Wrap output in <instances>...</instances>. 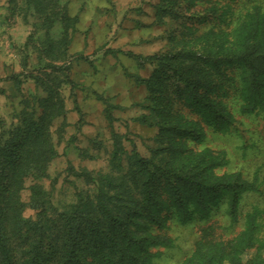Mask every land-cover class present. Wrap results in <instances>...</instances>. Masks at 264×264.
<instances>
[{
	"label": "rangeland",
	"instance_id": "1",
	"mask_svg": "<svg viewBox=\"0 0 264 264\" xmlns=\"http://www.w3.org/2000/svg\"><path fill=\"white\" fill-rule=\"evenodd\" d=\"M159 1L62 0L67 4L69 16L77 18L70 33L69 58L64 65L69 68L67 77L72 84L59 88L65 115L50 127L58 155L49 163L48 176L38 180L28 177L24 181L20 198L27 208L23 217L35 220L44 208L49 218H57L67 205L76 201L78 192L93 193L90 179L81 177L84 173L92 180L98 176L115 178L127 166V153L134 150L144 159L162 160L177 173L189 174L212 186L211 194L203 197L206 210L203 217L194 205L193 193L179 182L171 205L154 207L152 218L143 212L136 219L139 229L134 237L143 236L146 244L149 243L148 251L156 255L153 264L214 263L222 256L218 246L198 243L211 226L234 258H237V246L242 247L247 236H251L250 245L241 254L237 253L238 259L242 264H264V90L254 101L245 100V91L240 87L230 90L220 100L211 96L210 100L225 110L227 119L223 124L203 119L173 99L159 110L167 135L136 122L143 114L141 105L148 94L145 84L138 79H148L153 71L152 65L145 63L140 67L139 64L143 58L181 46L180 39L173 42L170 35L172 30L180 28V23L156 16ZM208 6L205 0H197L189 14L205 16ZM220 6L226 8V16L221 14ZM220 6L214 21L201 26L199 34L217 26L224 29L227 20L229 32H244L251 26L259 29L256 24L264 20V0H226ZM11 9L9 0H0V132L2 127L8 128L15 122L23 98L44 96L27 76L36 74L32 70L38 55L33 52L32 44L40 47L38 37L46 40V29L29 12L24 17V12L19 14ZM60 30L57 24L49 35L59 37ZM249 31L253 33L252 29ZM261 32L264 29L251 34L250 39H256ZM29 36L33 41L26 45ZM250 39V43L256 42ZM23 64L27 68L23 69ZM245 77H238L241 85ZM261 78L264 83V76ZM14 83L21 86L20 93ZM100 97L118 107L112 111V126L104 117L105 105ZM246 108L250 111L246 112ZM185 129L196 132L189 137L182 132ZM113 134L120 137L125 152L119 163L112 160ZM166 146L169 152L159 150ZM34 186L44 192L36 197L38 209L28 203ZM229 186L236 189L234 195ZM248 186L256 191H247ZM232 206L235 217L229 216ZM17 240V236L12 237L11 246H20ZM222 264L228 262L224 260Z\"/></svg>",
	"mask_w": 264,
	"mask_h": 264
},
{
	"label": "trees",
	"instance_id": "2",
	"mask_svg": "<svg viewBox=\"0 0 264 264\" xmlns=\"http://www.w3.org/2000/svg\"><path fill=\"white\" fill-rule=\"evenodd\" d=\"M205 1L209 4L204 10L205 16H196V12L189 14L197 0H160L156 6L158 19L170 18L180 23L179 29L172 30L176 37L172 32L170 35L174 37L173 42L179 38L181 46L174 51L143 58L139 64L140 67L145 63L152 65L153 71L148 79H138L145 84L148 94L141 105L143 114L137 117L136 122L149 130H161L164 136L168 130L163 129L159 110L170 99L180 102V107L188 108L203 119L223 124L227 119L225 110L223 106L217 107L210 100L211 96L220 100L230 90L240 87L245 91V100L254 101L264 90L261 78L264 76V32L256 39H250L251 34L256 35L259 29H264V20L256 24L259 29L251 26L244 32H229L227 20L224 29L217 26L199 34L201 26L214 21L217 7L226 0ZM9 4L12 11L24 12V17L29 12L37 24H42L46 29V40L38 37L41 48L32 42L33 52L38 55L32 70L36 74L27 76L33 81L36 91H41L44 96L23 98L20 102L22 109L16 113L15 122L8 128L2 127L0 132V264H153L156 255L148 251L149 243L146 244L143 236L134 237L139 229L136 219L143 212L152 218L154 207L171 205L176 197L175 185L179 182L193 193L194 205L203 217L206 215L203 197L212 190V186L204 181L177 173L162 160H147L132 150L125 156L126 168L115 178L98 176L92 180L88 173H84L81 177L90 179L93 193L78 192L76 201L67 205L57 218H49L44 208L35 220L23 217L27 208L20 198L24 181L28 177L46 178L49 163L58 155L50 127L65 115L59 88L63 84H72L67 77L69 68L64 65L69 58L70 33L77 18L69 16L67 4L62 0H9ZM225 9L219 7L224 16ZM57 24L61 28L59 37L49 35ZM32 25L38 27L36 23ZM32 38L28 37L26 45L33 41ZM249 39L256 42L250 43ZM55 63L63 64L57 66ZM22 68H27V64ZM56 72L59 74L54 77ZM240 75H246L242 85L238 81ZM14 86L20 93L19 83H14ZM100 99L105 105L104 117L112 126V111L118 107ZM249 111L246 108V112ZM182 132L191 137L196 131L191 133L185 129ZM112 137V160L119 163L125 152L120 137L115 134ZM159 150L169 152L168 146ZM246 189L256 191L251 186ZM228 190L235 194L233 186ZM32 192L28 203L33 209H38L36 197L44 195V192L39 186L32 187ZM177 201L182 204L181 199ZM234 210L232 206L230 217H235ZM214 231L212 226L208 228L206 236L198 242L201 246H218L221 250L222 256L211 264H222L224 260L228 264H242L237 253L241 254L250 245L252 237L247 236L242 247L237 246V258H234L233 252L215 236ZM16 236L20 243L18 247L11 246L10 242Z\"/></svg>",
	"mask_w": 264,
	"mask_h": 264
}]
</instances>
